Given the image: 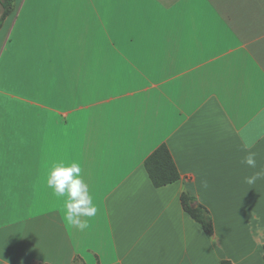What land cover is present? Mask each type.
Here are the masks:
<instances>
[{"label":"crops","instance_id":"1","mask_svg":"<svg viewBox=\"0 0 264 264\" xmlns=\"http://www.w3.org/2000/svg\"><path fill=\"white\" fill-rule=\"evenodd\" d=\"M162 145L181 178L155 188L144 163ZM61 161L98 208L87 229L47 186ZM262 169L264 0H15L0 29V264H264V178L245 182Z\"/></svg>","mask_w":264,"mask_h":264},{"label":"clouds","instance_id":"2","mask_svg":"<svg viewBox=\"0 0 264 264\" xmlns=\"http://www.w3.org/2000/svg\"><path fill=\"white\" fill-rule=\"evenodd\" d=\"M245 147H250L245 145ZM242 163L250 168H256V153L249 151ZM81 166L77 162L66 165L63 161L57 163L50 170L47 177V186L53 189L58 197H66L63 208V219L71 226L80 230L90 227L88 220L81 217H94L98 212L97 206L90 195L89 187L81 176ZM264 178V169L245 178L249 185L255 184L258 179ZM205 183V187H206Z\"/></svg>","mask_w":264,"mask_h":264},{"label":"trees","instance_id":"3","mask_svg":"<svg viewBox=\"0 0 264 264\" xmlns=\"http://www.w3.org/2000/svg\"><path fill=\"white\" fill-rule=\"evenodd\" d=\"M15 0H0V29L3 27L6 19L11 15ZM151 182L155 188H162L180 180V172L174 162V159L166 145L156 149L144 163ZM181 202L185 210L191 217L201 225L208 237L214 234L213 220L210 212L196 203V200L187 194H183ZM222 264H229L223 262Z\"/></svg>","mask_w":264,"mask_h":264}]
</instances>
